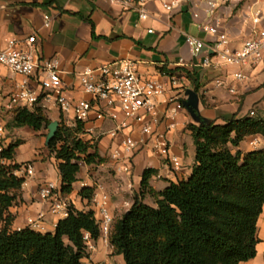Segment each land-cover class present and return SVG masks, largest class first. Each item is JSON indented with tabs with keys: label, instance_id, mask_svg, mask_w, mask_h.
<instances>
[{
	"label": "crops",
	"instance_id": "crops-1",
	"mask_svg": "<svg viewBox=\"0 0 264 264\" xmlns=\"http://www.w3.org/2000/svg\"><path fill=\"white\" fill-rule=\"evenodd\" d=\"M230 1V4L226 3L217 10L214 20L220 24L221 32L229 36V48L234 52L253 38L256 31L264 30V0H246L238 7L237 0ZM205 2L191 1L199 5L201 17L196 19L189 5L168 13L159 1H153L148 6L150 18L141 22L135 12L123 9L112 0H0V50L6 49L11 40L25 41L36 35L38 57L41 60L55 58L60 62L62 95L69 102L90 99L84 92L79 73L87 67L96 68L119 60L139 62L141 73L162 82H169L172 78L161 73L163 67L168 70L185 68L196 73L199 85L197 92L188 87L189 80L183 77L185 87L178 82L169 84L166 94L156 100L158 120L154 127L157 134L166 138L171 154L179 158L181 168L177 171L158 154L154 141L142 136L139 131L131 136L144 143L128 154L120 145L122 135L116 138L109 135L116 126L115 122H91L84 125L86 133L82 138L96 143L98 153L104 159L99 167L102 170L110 168L112 174L89 172L90 168L82 164L73 192L63 195L59 162L48 150V135L43 136V129L35 132L28 127L15 126L14 134L21 137L23 144L15 150L14 163L23 167L32 162L35 175L24 178L19 200L9 210L13 217V231L29 228L27 219H38L42 215L43 230L30 229L42 234L54 233L58 222L63 220L53 216L50 205L40 200L39 187L44 182L54 183L62 198L76 210L93 211L97 221L104 196L108 198L113 220L126 214L139 195L147 205L155 207L154 193L164 191L170 184H178L192 175L196 147L191 125H224L234 115L244 118L256 113V110L264 111V61H249L243 67H201L202 60L207 56L215 57L214 38L203 33L199 26L204 21L202 11ZM259 12L262 21L254 25L253 19ZM72 14L90 19L94 24V34L89 23ZM149 30H153V33H148ZM186 35L198 37L206 43L207 47L198 58L193 57L186 45ZM213 60L217 62L216 58ZM241 71L246 78L237 80L235 75ZM219 80L223 81L224 86H217ZM25 83L32 90H41L36 77L28 79L0 67V89L5 94L16 92ZM186 99L188 102L191 100L192 106L184 107ZM247 103H252L249 110H245ZM178 104L182 105L180 110L176 109ZM43 109L51 123L76 124L72 115L64 118L57 108L46 106ZM15 111L7 115L6 125L14 119ZM8 134L6 129V136ZM254 139H259V145L263 144L261 149H264L261 137L247 138L239 149L245 152L260 150L251 147ZM29 141L33 142L31 147L19 159V150ZM48 156L49 159H46ZM147 170H153L154 174L149 178L148 188L142 189L143 175ZM84 188L94 190L92 200L80 196ZM258 236L260 243L256 258L241 264H264V213L258 222ZM91 246L93 248L88 250L91 260L94 264L102 263L106 259V247L101 241H92ZM114 260L116 264H125L122 256H116Z\"/></svg>",
	"mask_w": 264,
	"mask_h": 264
},
{
	"label": "trees",
	"instance_id": "trees-1",
	"mask_svg": "<svg viewBox=\"0 0 264 264\" xmlns=\"http://www.w3.org/2000/svg\"><path fill=\"white\" fill-rule=\"evenodd\" d=\"M72 15L89 23L94 34L90 19ZM161 73L183 76L199 91L195 72L163 67ZM13 123L39 132L51 121L43 108L36 107L16 110ZM190 130L196 147L190 178L154 193L155 207L137 196L110 233V243L125 264H241L257 256L258 222L264 213V149L245 152L239 148L247 138L264 140V111L244 118L234 115L224 125H191ZM85 133L79 121L74 126L61 123L48 145L59 162L63 195L73 192L82 164L104 162L96 143L82 138ZM22 144L11 141L0 154V223L4 224L0 264H82L88 257L85 235L94 242L101 237L93 211L81 212L70 205L68 217L58 222L54 233L12 230L9 210L17 204L25 180L15 175L20 165L3 161L14 162L15 150ZM152 174L153 170L145 171L142 189L148 188ZM93 195L92 188L80 193L89 201Z\"/></svg>",
	"mask_w": 264,
	"mask_h": 264
},
{
	"label": "built area",
	"instance_id": "built-area-1",
	"mask_svg": "<svg viewBox=\"0 0 264 264\" xmlns=\"http://www.w3.org/2000/svg\"><path fill=\"white\" fill-rule=\"evenodd\" d=\"M123 9L135 12L141 22L150 18L148 6L153 1H159L163 9L168 13L179 10L184 5H189L193 11V17L199 19V5L191 3L192 0H112ZM229 0H206L202 11L204 21L199 25L206 35L214 38L213 49L215 57L207 56L202 60L201 67L208 69L214 66L222 68L227 66L243 67L249 61L259 63L264 61V30L256 31V35L246 41L239 51L232 52L229 48V36L221 32L220 24L214 20L217 10ZM192 4V5H191ZM262 21L259 12L253 19L254 25ZM48 26V23L46 24ZM148 33L152 34L153 30ZM185 43L189 47L194 58H198L207 47L206 43L191 35L185 36ZM214 58L217 62H214ZM0 67L7 68L10 72L26 77H36L41 90H32L23 84L16 92L9 95L0 89V154L7 148L6 139V115L18 109H35L46 106L57 108L64 118L70 115L83 125L97 121H112L116 123L115 128L109 132L112 138L122 135L120 145L124 151L131 154L137 146L144 141H136L131 134L139 131L142 136L154 141V148L158 154L169 162L174 170L181 168L179 158L170 152L169 144L162 134H157L155 124L157 123L158 111L156 100L166 94L169 84H175V78L169 82L145 76L139 69V62L132 60H119L101 65L96 68H85L79 73V80L84 92L90 97L76 103L69 102L62 95V71L60 62L55 59L41 60L37 55V36L32 35L25 41L11 40L7 48L0 50ZM237 80L246 77L242 71L235 75ZM217 86H224L223 81H217ZM182 108L181 104L176 106L177 110ZM254 116V113H251ZM125 133V134H124ZM259 139H254L250 145L257 148ZM22 171V172H21ZM128 171V169H126ZM26 173L27 177L35 175L32 164L22 167L15 172ZM24 179V178H23ZM25 180V179H24ZM39 198L50 205V213L53 216L67 218L69 214V203L63 199L58 192L57 186L52 182H44L39 187ZM43 216L38 219H27L29 228L43 230ZM98 223L101 235H108L113 217L110 213L109 202L106 196L102 199L99 210ZM2 225L0 223V232ZM87 247H91V238L88 234L84 237Z\"/></svg>",
	"mask_w": 264,
	"mask_h": 264
},
{
	"label": "rangeland",
	"instance_id": "rangeland-1",
	"mask_svg": "<svg viewBox=\"0 0 264 264\" xmlns=\"http://www.w3.org/2000/svg\"><path fill=\"white\" fill-rule=\"evenodd\" d=\"M246 0H237V5H236V7H238V6H240V5H242L244 2H245ZM230 4L231 3V1L229 0L228 2H227V4ZM182 78H183V76H179V77H176L175 79L177 80V82L178 83H180L181 85H183L184 87L186 86V84H185V82L184 81H182ZM185 78V77H184ZM187 79V78H186ZM188 87H191L192 89H194L195 90V88H193V86H192V84L190 83V81H189V85H188ZM185 102L187 103L188 101H187V99L185 100ZM185 105V104H184ZM251 106H252V103H247L246 105H245V110H249L250 108H251ZM185 108H187L186 106H184ZM183 107V108H184ZM256 113H255V115H257L260 111H258V110H256L255 111ZM6 117H7V115H6ZM5 117V118H6ZM6 120V119H5ZM15 127V125H14V123H13V120H12V122H10V124L9 125H6V129L8 130V132H9V134H8V136H6V139L3 141L4 143H8L9 141H13V143H15V142H17V141H19V140H21V137L18 135V134H14V131H13V128ZM28 129V128H27ZM26 129V130H27ZM49 134V126H45V128L43 129V136H47ZM23 137V136H22ZM27 139H29L28 137H26ZM22 141V140H21ZM30 143H28L26 146H24L23 148H21L20 150H19V152H18V158L20 159V158H23V155L24 154H26L27 152H28V149L31 147V145H32V143L33 142H31V141H29ZM263 147V144H261V145H258L257 146V149H261ZM50 152V151H49ZM51 154V153H50ZM52 155V154H51ZM54 156V155H53ZM46 159H49V156L46 158ZM14 160H15V157H14ZM3 163H5L6 165H14V164H16V163H14V162H10V161H3ZM27 164H32L33 165V163L31 162H29V163H27ZM16 165H18V164H16ZM85 166H88V168H90V170H89V172H92V171H96V172H98V173H104L105 175H109V176H111V169L110 168H103V170H102V168L101 167H99L100 165H86V164H84ZM34 166V165H33ZM20 170H22V167L18 170V171H20ZM101 171V172H100ZM17 172V171H16ZM22 172V171H21ZM17 177H19V178H26L27 176H26V173L25 172H23V173H20ZM154 197V196H153ZM155 198V197H154ZM156 199V198H155ZM120 218H116L115 220H113V223H112V225H111V229H110V231H109V233H108V235H106V236H104L103 234L101 235V237L99 238V240L98 241H101L102 242V244L106 247V250H107V252H106V259L102 262V263H100V264H116V262H115V260H114V257H116L117 255H116V253H115V251H114V249H113V247H112V245H111V243H110V233H111V231H112V229H113V227H114V225H115V223L119 220ZM1 225H2V227H3V223H1ZM97 242V241H96ZM91 248H93L92 246L91 247H87V255H88V257L86 258V259H84L83 261H82V264H94L93 263V261L91 260V255L88 253V250L89 249H91Z\"/></svg>",
	"mask_w": 264,
	"mask_h": 264
},
{
	"label": "water",
	"instance_id": "water-1",
	"mask_svg": "<svg viewBox=\"0 0 264 264\" xmlns=\"http://www.w3.org/2000/svg\"><path fill=\"white\" fill-rule=\"evenodd\" d=\"M185 106L186 107H190L192 106L191 105V100L187 103H185ZM59 123L57 122H53L49 125V134H48V137H47V145L50 144V142L55 138L57 132H58V128H59Z\"/></svg>",
	"mask_w": 264,
	"mask_h": 264
}]
</instances>
